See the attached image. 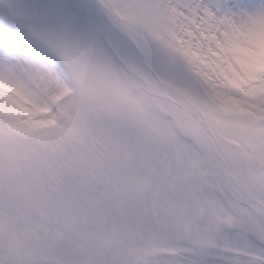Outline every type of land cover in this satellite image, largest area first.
<instances>
[{
    "label": "rangeland",
    "instance_id": "rangeland-1",
    "mask_svg": "<svg viewBox=\"0 0 264 264\" xmlns=\"http://www.w3.org/2000/svg\"><path fill=\"white\" fill-rule=\"evenodd\" d=\"M98 1L121 35L95 0H0V264L264 262V221L194 118L157 96L201 115L264 212V0Z\"/></svg>",
    "mask_w": 264,
    "mask_h": 264
},
{
    "label": "bare ground",
    "instance_id": "bare-ground-1",
    "mask_svg": "<svg viewBox=\"0 0 264 264\" xmlns=\"http://www.w3.org/2000/svg\"><path fill=\"white\" fill-rule=\"evenodd\" d=\"M105 15L107 17V19H109L111 22V18L109 17V13L107 11H105ZM109 17V18H108ZM146 89L148 91H153L154 89L146 86ZM183 112H185L188 116H192L195 117L194 114L190 111V110H186L185 108L183 109ZM150 115V114H149ZM154 117H152V115H150V118L152 119V121L155 122L157 129L160 132V135L167 141V143L171 144L179 154H181L182 156L186 157L189 161H194L196 160V152L194 147L191 146V144L189 142H187L186 140H184L183 137L179 136L178 134H176L173 130L167 129L164 125V122L162 120L161 117H159L157 114H153ZM199 117V116H198ZM199 125L202 126L203 125V121L201 120V118L199 117ZM213 149L215 150V152L219 155V163H220V167H222V174L223 177L225 178V182H226V188H230L231 182L228 181L226 179V170L223 166L224 164V156H223V147L217 143L212 145ZM195 156V158H194ZM234 195L236 194V196L239 198V200L249 204L250 206H252L255 210L257 209V206L255 205L254 202L251 201V199H249L247 196H245L242 192H240L238 190V188L235 187V192L233 193ZM258 212L260 214H263L261 212V209L258 210ZM201 260L200 257L195 258L193 260H186L182 257L179 256H170V255H165V256H157L153 259H150L148 261L143 262L142 264H163V263H175V264H189L193 261H198ZM202 261L205 264H229L226 263L224 261L221 260V258L218 257H205L204 259H202ZM236 264H264V262H253V261H236Z\"/></svg>",
    "mask_w": 264,
    "mask_h": 264
},
{
    "label": "water",
    "instance_id": "water-1",
    "mask_svg": "<svg viewBox=\"0 0 264 264\" xmlns=\"http://www.w3.org/2000/svg\"><path fill=\"white\" fill-rule=\"evenodd\" d=\"M180 106V105H179Z\"/></svg>",
    "mask_w": 264,
    "mask_h": 264
}]
</instances>
